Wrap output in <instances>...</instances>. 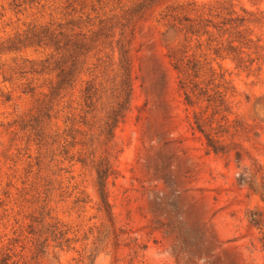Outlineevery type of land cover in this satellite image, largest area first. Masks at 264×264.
Masks as SVG:
<instances>
[{
    "label": "rangeland",
    "instance_id": "rangeland-1",
    "mask_svg": "<svg viewBox=\"0 0 264 264\" xmlns=\"http://www.w3.org/2000/svg\"><path fill=\"white\" fill-rule=\"evenodd\" d=\"M140 1L0 0V264H264V20L246 33L250 52L260 47L252 66L211 56L227 88L211 126L205 102H185L168 57L176 40L160 14L174 1L135 23L131 104L113 129V228L98 210L94 171L75 161L91 151L106 111H86L77 84L70 100L69 90L56 97L49 118L41 114L40 145L23 130L55 81L30 65L51 51L8 52L6 41L32 25L69 32L75 21L83 31ZM192 1L205 13L218 5L264 12V0ZM194 115L219 139H205ZM222 116L228 123H217Z\"/></svg>",
    "mask_w": 264,
    "mask_h": 264
},
{
    "label": "trees",
    "instance_id": "trees-1",
    "mask_svg": "<svg viewBox=\"0 0 264 264\" xmlns=\"http://www.w3.org/2000/svg\"><path fill=\"white\" fill-rule=\"evenodd\" d=\"M164 1L141 0L120 15L107 17L103 14L102 17H96L97 25L91 23L83 31H75V28L79 29L75 21L69 22V32L51 25H32L22 34H16L8 39L2 47L8 52L16 51L19 47L22 49L42 47L51 51L45 60L30 65L32 74L39 75L46 70L55 75V81L50 83L45 100L39 104L35 114L23 127V130L29 132L33 141H38L37 145H40L42 139L39 128L41 114L49 118L48 112L52 109L56 97L61 92L69 90L70 100L77 84H81L79 100L86 111L96 106L106 111L101 129L90 140L91 151L85 152L83 157L75 161L94 171L98 210L112 228L108 181L116 175L111 161L115 147L112 142L113 129L124 120L131 104L133 29L139 19ZM172 1L174 3L167 6L160 14L164 27L174 34L176 40V44L168 51V57L173 68L182 76L180 85L185 89V102L188 106L205 102V112L208 109L212 111L208 125L211 126L225 102L220 99L217 103L216 98L225 97L227 91L224 86L226 84L224 74H218L212 62L216 57L231 58L238 65L248 63L252 66L257 59L252 56H258L260 47L256 45L254 51L250 52L254 42L250 37L251 34L246 33L250 31V26L256 27L261 24L264 20V12L250 13L245 10L237 11L232 5H218L205 13L192 0ZM86 19L90 23V19L88 17ZM253 31L251 30L250 33ZM259 42L260 39H257L256 43ZM92 59L95 60L94 63ZM202 116L204 115L199 117L194 115L196 128L205 139H219L217 133L212 137L210 133L205 132L204 127L208 118ZM223 121L228 123V118L222 116L217 123ZM208 146L215 153L221 152L219 141L208 140ZM73 158L72 156L70 161H73ZM76 202H83V199L78 198ZM56 231L57 229L54 228L52 234L55 232L60 239L65 234ZM59 246H62V242ZM2 261L7 259L4 258Z\"/></svg>",
    "mask_w": 264,
    "mask_h": 264
}]
</instances>
